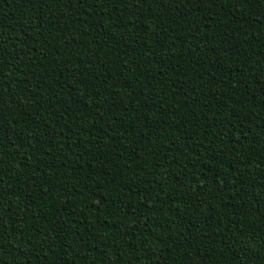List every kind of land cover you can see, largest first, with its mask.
<instances>
[{
    "label": "trees",
    "instance_id": "16d2710c",
    "mask_svg": "<svg viewBox=\"0 0 264 264\" xmlns=\"http://www.w3.org/2000/svg\"><path fill=\"white\" fill-rule=\"evenodd\" d=\"M0 264H264V0H0Z\"/></svg>",
    "mask_w": 264,
    "mask_h": 264
}]
</instances>
